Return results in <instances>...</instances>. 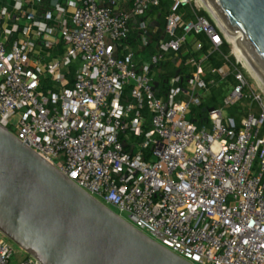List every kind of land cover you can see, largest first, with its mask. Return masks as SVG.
<instances>
[{
	"label": "built area",
	"instance_id": "built-area-1",
	"mask_svg": "<svg viewBox=\"0 0 264 264\" xmlns=\"http://www.w3.org/2000/svg\"><path fill=\"white\" fill-rule=\"evenodd\" d=\"M10 1H0V124L190 263L264 264V102L233 54L208 65L228 41L198 0H170L163 31L149 13L163 0ZM198 34L207 51L189 39ZM230 75L222 107L198 124L215 76ZM244 98L237 122L226 109ZM16 253L0 232V264H40Z\"/></svg>",
	"mask_w": 264,
	"mask_h": 264
},
{
	"label": "water",
	"instance_id": "water-1",
	"mask_svg": "<svg viewBox=\"0 0 264 264\" xmlns=\"http://www.w3.org/2000/svg\"><path fill=\"white\" fill-rule=\"evenodd\" d=\"M206 1L264 84V0ZM153 25L160 30L158 21ZM0 232L40 264H192L79 188L1 124Z\"/></svg>",
	"mask_w": 264,
	"mask_h": 264
},
{
	"label": "trees",
	"instance_id": "trees-1",
	"mask_svg": "<svg viewBox=\"0 0 264 264\" xmlns=\"http://www.w3.org/2000/svg\"><path fill=\"white\" fill-rule=\"evenodd\" d=\"M170 4H171L170 0H163L158 7L153 8L149 11L150 14L157 16V18L159 20L160 19L163 20V27H164V17L169 12ZM160 9L165 10V12L162 13ZM159 10H160V12L155 13V11H159ZM179 12L183 15V18L185 20L194 19V13H193L190 5H185V6L181 7ZM198 13H199V15H202L206 18H209L207 13L204 11H199ZM193 38L198 39L203 43V46H204L203 50L204 51H207L208 48L210 47L209 40L204 34H198L195 36L190 35L189 39L191 40ZM187 45L189 46V42H187L186 46ZM229 52H230V50H229L228 44L225 41H223V43L219 47V49L217 51H213L209 55L208 65H210L212 67H220L225 62L224 56H227L229 60L233 61V58L229 54ZM181 55L182 54L179 53L178 56L180 57ZM187 56L188 55H184L183 58H186ZM169 63L171 64V61ZM215 78H216V81H218V83H219L218 87L210 86L204 102L194 111L193 116H195V118H196L195 121L198 124L208 123V118H207L208 111L211 109H218V108L222 107V97H223L224 93L226 92L227 87L229 85H233L235 82L231 75L227 78L226 81H221L217 76H215ZM247 93H248V89L246 88V89H244V94H247ZM249 102H250V99L244 98L241 103L234 105V106H231V107H228L226 109V111H227L229 116L234 117L235 120L238 122L242 116L247 115L249 107L244 109L243 104L244 103L248 104ZM250 108L256 109L257 106L254 102H252L250 105Z\"/></svg>",
	"mask_w": 264,
	"mask_h": 264
},
{
	"label": "rangeland",
	"instance_id": "rangeland-1",
	"mask_svg": "<svg viewBox=\"0 0 264 264\" xmlns=\"http://www.w3.org/2000/svg\"><path fill=\"white\" fill-rule=\"evenodd\" d=\"M201 9V11H204V12H206L207 13V15L209 16V17H211V15L208 13V11L203 7V8H200ZM161 10V9H160ZM160 10L159 11H155V13H158V12H160ZM161 12L162 13H164L165 12V10H161ZM161 20V19H160ZM158 22H159V19H158ZM227 38V37H226ZM227 41H228V47H229V50H230V52H229V54L232 56V44L229 42V40H228V38H227ZM148 54V51H146V53H145V55H147ZM233 57V56H232ZM243 65V64H242ZM242 67V70H243V72H244V74H245V76H246V78H247V80H248V82H249V89L254 93V94H256V95H258L259 97H261L262 98V100H263V102H264V87L259 83V81H257L254 77H253V75L251 74V72L246 68V67H244V66H241ZM249 89H248V92L250 93V91H249ZM243 106H244V109H246L247 107H249V105L247 104V103H244L243 104ZM12 243V242H11ZM13 244V246H14V248H15V250L17 251V253H16V257L17 258H20V256L21 255H23L25 252L22 250V249H20L18 246H16L14 243H12Z\"/></svg>",
	"mask_w": 264,
	"mask_h": 264
},
{
	"label": "bare ground",
	"instance_id": "bare-ground-1",
	"mask_svg": "<svg viewBox=\"0 0 264 264\" xmlns=\"http://www.w3.org/2000/svg\"><path fill=\"white\" fill-rule=\"evenodd\" d=\"M198 2L210 13V15H212V17L218 22L219 26L222 28L223 32L225 33L226 37L228 38L229 42L232 44V53L233 55L236 57V59L238 61H240L244 67H246L251 74L253 75V77L259 81V83L264 87V84L262 83V81L260 80V78L257 76V74L255 73V71L252 69V67L250 66V64L247 62V60L245 59V57L242 55V53L240 52V50L237 48V46L235 45L233 39L230 37V35L228 34V32L225 30V28L223 27L222 23L220 22V20L218 19V17L216 16V14L214 13V11L212 10V8L209 6V4L207 3L206 0H198Z\"/></svg>",
	"mask_w": 264,
	"mask_h": 264
},
{
	"label": "crops",
	"instance_id": "crops-1",
	"mask_svg": "<svg viewBox=\"0 0 264 264\" xmlns=\"http://www.w3.org/2000/svg\"><path fill=\"white\" fill-rule=\"evenodd\" d=\"M1 1V3L3 4V5H5V6H7L10 10H11V5H12V3H11V1L10 0H0ZM65 0H62V2H64ZM104 2H106L107 0H103ZM29 5L31 6V7H33V8H38L39 7V5H40V0H29ZM14 13H13V11L11 12V18L10 19H8V20H6L5 21V24L10 28L11 27V25L14 23ZM20 22H18V24H19ZM19 37V34L18 33H13V35L10 37V39L13 41V40H15V39H17ZM59 50L61 51V46L59 47ZM58 49H54L53 51H52V54H57V53H59L60 51H59Z\"/></svg>",
	"mask_w": 264,
	"mask_h": 264
},
{
	"label": "flooded vegetation",
	"instance_id": "flooded-vegetation-1",
	"mask_svg": "<svg viewBox=\"0 0 264 264\" xmlns=\"http://www.w3.org/2000/svg\"><path fill=\"white\" fill-rule=\"evenodd\" d=\"M159 29L163 31V20H159Z\"/></svg>",
	"mask_w": 264,
	"mask_h": 264
}]
</instances>
